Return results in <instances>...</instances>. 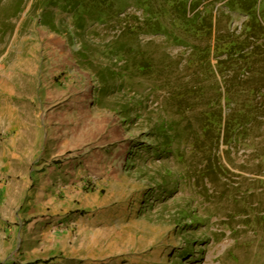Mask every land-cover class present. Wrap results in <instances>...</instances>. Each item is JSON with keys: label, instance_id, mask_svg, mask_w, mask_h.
<instances>
[{"label": "rangeland", "instance_id": "obj_1", "mask_svg": "<svg viewBox=\"0 0 264 264\" xmlns=\"http://www.w3.org/2000/svg\"><path fill=\"white\" fill-rule=\"evenodd\" d=\"M50 1L0 0V150L26 156L5 160L0 264L23 263L24 244H36L31 264H264V101L253 103L257 120L232 151L223 143L212 159L193 154L186 134L171 155H157L163 140L150 134L161 118H179L171 92L192 84L191 50L143 39L136 62L153 61L156 74L101 79L123 65L104 45L119 24H88L90 64L81 62L73 20ZM230 16L221 30L227 22L243 34L249 15ZM259 18L264 29V11ZM256 60L264 72V55ZM209 162L221 174L202 176Z\"/></svg>", "mask_w": 264, "mask_h": 264}, {"label": "trees", "instance_id": "obj_2", "mask_svg": "<svg viewBox=\"0 0 264 264\" xmlns=\"http://www.w3.org/2000/svg\"><path fill=\"white\" fill-rule=\"evenodd\" d=\"M217 1L220 0H51L48 5L61 8L73 20V28L82 45L76 52L77 57L88 64L90 46L85 39L91 37V31L95 30L87 25L119 24L120 29L104 45L109 56L123 62V65L119 69L109 67L101 79L112 77L113 80L127 78L131 81L134 73L142 76L156 74L158 70L153 61L143 58L136 62L137 56L143 54L138 49L143 39L151 45L155 41L151 38L163 37L172 45L190 49L185 69L189 71L186 76L190 79L188 83L192 84L171 92L179 118L171 121L161 118L150 135L163 140L153 148L157 155H171L175 136L182 140L187 134L192 153H208L204 157L212 159V150L223 143L230 152L233 145H240L243 139L248 138L251 123L257 120L253 103L257 98L264 101V72L256 73L251 66L257 61L256 57L264 55V29L259 18L264 10L257 8L258 0H222L225 3L216 8ZM122 2H125L124 8L121 7L124 6ZM129 8L137 11L126 13L121 18ZM234 13L249 15L243 34L230 30L227 22L224 25L226 29L222 31L220 28L225 20H231L230 15ZM259 50L263 53L257 56ZM99 75L100 72L96 73ZM205 83L216 88L213 98H205ZM243 95L246 101L241 104ZM234 103L243 107L236 108ZM189 111L199 114L188 119L186 113ZM179 158L182 159L183 155ZM222 168L218 163L210 167L209 162L199 171L202 176L211 172L221 174ZM167 175H170L169 171ZM202 221L192 219L190 225L198 226Z\"/></svg>", "mask_w": 264, "mask_h": 264}, {"label": "crops", "instance_id": "obj_3", "mask_svg": "<svg viewBox=\"0 0 264 264\" xmlns=\"http://www.w3.org/2000/svg\"><path fill=\"white\" fill-rule=\"evenodd\" d=\"M28 157V156H27ZM23 158H26V156H23V157H20V155H17V154H14V156H9V159H8V156L6 154V151H3L0 150V201H2L3 199H5V195H9V192L4 190V187H3V183H2V180H3V173H4V170L6 168L5 166V160H10L11 162L10 163H14L16 165H19L21 160L23 161L24 159ZM9 170H12V166H10L8 168ZM16 174V173H15ZM24 178L27 177L26 174H24L23 176ZM0 229H3V221H0ZM36 244H24V248H28L30 249L29 251L26 252L25 256L24 257V262L23 263H20V264H31L35 261V256H36ZM42 246H46L45 244H41ZM17 247H19V244H16ZM61 244H53L52 246H48L49 249H52V248H57V247H60ZM45 249H48L47 247H45ZM65 261L69 262L71 260H73V257L71 256H68V257H65L63 258ZM11 264H18L16 261L12 262ZM36 264H41V263H36Z\"/></svg>", "mask_w": 264, "mask_h": 264}]
</instances>
